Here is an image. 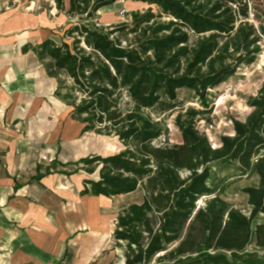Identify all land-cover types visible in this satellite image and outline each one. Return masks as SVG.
I'll use <instances>...</instances> for the list:
<instances>
[{"label":"trees","instance_id":"obj_1","mask_svg":"<svg viewBox=\"0 0 264 264\" xmlns=\"http://www.w3.org/2000/svg\"><path fill=\"white\" fill-rule=\"evenodd\" d=\"M77 22L66 36L32 47L49 77L64 76L71 118L83 133L116 138L124 150L81 160V195L112 198L141 191V202L119 212L113 233L124 264H260L247 248L264 250V85L245 121L215 148L197 128L203 110L181 107L178 92L208 93L255 63L264 32L250 19V0H135L147 5L131 21L108 27L97 13L121 0H55ZM178 111L182 143L155 142L168 130L154 114ZM238 167L257 178L243 189L250 216L217 195L212 165ZM42 176H39V178ZM206 199L202 206L198 203Z\"/></svg>","mask_w":264,"mask_h":264},{"label":"crops","instance_id":"obj_2","mask_svg":"<svg viewBox=\"0 0 264 264\" xmlns=\"http://www.w3.org/2000/svg\"><path fill=\"white\" fill-rule=\"evenodd\" d=\"M6 1L0 0L1 10ZM64 4L67 10L69 0ZM43 17L0 11V264H100L109 245L103 235L110 232L102 210L116 197L81 195L87 180L83 174L72 175L57 160L43 162L45 151L29 144L32 119L44 108L27 95L32 85L28 74L33 73L29 63H44L32 48L23 49L50 39L40 29ZM44 73L52 78L45 66Z\"/></svg>","mask_w":264,"mask_h":264},{"label":"rangeland","instance_id":"obj_3","mask_svg":"<svg viewBox=\"0 0 264 264\" xmlns=\"http://www.w3.org/2000/svg\"><path fill=\"white\" fill-rule=\"evenodd\" d=\"M250 3V19L264 32V0H250ZM55 5L54 0H7L5 7L0 11L12 12L14 17L30 18L43 15V20L40 21V25H42L40 29L45 30L43 34L58 45L64 42L71 45L73 41L66 36V31L76 24L77 18L70 19L64 13H59L54 8ZM148 8L147 5L135 0H121L113 6L101 9L93 23H96L98 27L106 28L111 25L130 22L132 12H144ZM30 27L28 26L27 30H33ZM31 33L22 32L21 35L28 36ZM19 64L23 65L21 61H19ZM29 65L31 71H33L31 74L33 77L29 72L30 77H28V80H30V84H35V86L28 87L29 93L27 95L35 99V104L41 103V107H44L42 115L40 117L35 116L32 119L35 126L33 133L31 132L28 136L30 139L29 144L34 148L41 147L45 151L47 160H44L43 157V162L57 160L56 163H66L72 175L83 174L85 179L98 178L100 168H97L94 174L89 175L86 173L85 167H82L81 160L93 156L107 157L115 155L123 151L124 146L113 137L98 135L94 132L83 133L84 125L71 118L72 108L69 106V101L64 99L67 94L66 86H68L66 78L61 76L59 79L63 84L59 85L57 78L47 79L44 73V64L34 61L33 63L30 62ZM263 85L264 38L262 51L255 63L250 66H241L233 77L211 90L204 102L193 91L186 89L178 92V100L181 107L204 111L205 114L201 116L197 128L208 137L211 145L217 148L220 146L223 136L234 134L233 121H245L250 115L252 109L248 105L249 100L258 94ZM18 87L20 89L23 86ZM64 112L66 113L63 119L59 120L58 115ZM177 114L178 111L163 115L154 114V118L161 121L164 128L168 130L166 135L155 142L156 146L165 143L171 145L182 143V135L174 122ZM57 131L58 134L54 138L53 134ZM212 183L217 188V195L235 209L240 210L246 216H250L251 209L248 206L247 196L244 194L243 189L256 185L257 178L254 175L250 173L243 175L236 166L219 168L214 164L212 165L210 180V184ZM142 196V192L138 191L127 197L113 198L111 202L103 206L102 215L109 217L110 232L103 235L109 239V245H106V249L102 253L100 264H124L123 251L116 246L113 236L116 218L123 208L132 203L141 202ZM205 201L206 199H202L198 206H202ZM78 208L76 209L80 220L81 212ZM256 222H264V215H261ZM247 252L254 254L261 262L260 264H264V250H258L254 245H251L247 248Z\"/></svg>","mask_w":264,"mask_h":264},{"label":"built area","instance_id":"obj_4","mask_svg":"<svg viewBox=\"0 0 264 264\" xmlns=\"http://www.w3.org/2000/svg\"><path fill=\"white\" fill-rule=\"evenodd\" d=\"M43 159H44V160H47V158H46V157H44Z\"/></svg>","mask_w":264,"mask_h":264}]
</instances>
